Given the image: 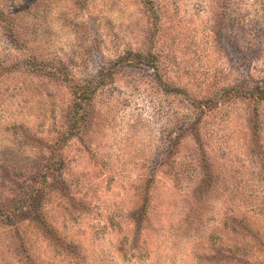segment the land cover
<instances>
[{
    "label": "rangeland",
    "instance_id": "374dc122",
    "mask_svg": "<svg viewBox=\"0 0 264 264\" xmlns=\"http://www.w3.org/2000/svg\"><path fill=\"white\" fill-rule=\"evenodd\" d=\"M263 88L264 0H0V264H264Z\"/></svg>",
    "mask_w": 264,
    "mask_h": 264
},
{
    "label": "trees",
    "instance_id": "16d2710c",
    "mask_svg": "<svg viewBox=\"0 0 264 264\" xmlns=\"http://www.w3.org/2000/svg\"><path fill=\"white\" fill-rule=\"evenodd\" d=\"M173 90H177L176 88H174ZM257 91V90H256ZM251 92H253V91H251ZM258 92V94H260L259 96H264V88L263 89H259V91H257ZM19 203H18V201H17V204H16V206L18 205ZM6 218H7V220H12V215L11 214H6Z\"/></svg>",
    "mask_w": 264,
    "mask_h": 264
}]
</instances>
